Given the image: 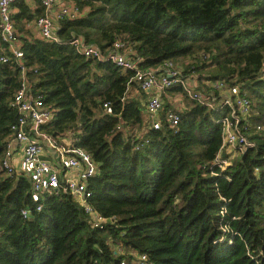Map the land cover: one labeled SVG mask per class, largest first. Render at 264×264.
I'll use <instances>...</instances> for the list:
<instances>
[{
  "label": "trees",
  "instance_id": "1",
  "mask_svg": "<svg viewBox=\"0 0 264 264\" xmlns=\"http://www.w3.org/2000/svg\"><path fill=\"white\" fill-rule=\"evenodd\" d=\"M71 1L80 16L60 23L61 44L34 37L24 23L35 24L43 6L33 14L18 1L11 17L25 64L36 70L32 91L56 109L40 131L59 139L73 132L74 144L99 165L90 202L118 222L93 228L60 191L24 218V208L34 209L30 182L0 169V264H120L135 255L149 264H264V135L214 176L204 167L220 150L222 129L206 107L192 102L178 112L176 132L166 123L149 128L141 102L127 94L133 72L86 59L70 45L82 38L106 50L129 41L142 68L188 60L186 72L201 83L239 85L254 123L264 126V0ZM5 46L0 42V165L21 117L11 107L21 68L14 58L1 61Z\"/></svg>",
  "mask_w": 264,
  "mask_h": 264
},
{
  "label": "built area",
  "instance_id": "2",
  "mask_svg": "<svg viewBox=\"0 0 264 264\" xmlns=\"http://www.w3.org/2000/svg\"><path fill=\"white\" fill-rule=\"evenodd\" d=\"M18 1L29 0H0V42L6 45L2 48L1 61L8 63L14 58L21 68L20 88L11 103V107L19 111L21 117L19 122L12 126V139L8 142L0 169L7 176L25 177L30 182V197L34 209L24 208V218L30 217L34 211L41 212L45 200L60 191L70 195L82 207L93 228L104 229L106 226L117 224L116 217L103 216L90 202L93 191L89 188V181L99 174V165L87 151L74 144V141H77L73 140V132H70L68 137L59 139L40 131L41 126L54 119L56 109L53 105L46 104L43 96L32 91L29 73L36 70L25 64L24 52L21 50L11 17L12 6ZM32 1L44 8V15L35 23L41 38L48 43L61 44L60 23L77 19L80 16L79 8L67 5L56 11L59 0ZM70 45L86 59L111 62L133 72L128 81L127 94L135 85L140 92L148 96L145 111L149 117V128L161 130L163 123H166L176 132L180 123L178 112L187 108L180 104L178 110H169L165 114L166 100H163V97L173 88L179 87L183 90L182 94L171 95L179 103L189 100L206 107L222 129L220 150L216 158L204 167L214 176H219L216 170L226 171L233 163L230 161L255 149L257 144L252 139L255 135H264V126L254 123L252 102L239 85H231L222 80L210 81L205 82L210 88L207 91L201 87L198 74L186 72L185 67L189 62L185 67L173 61H166L158 68H142L143 59L137 56L132 43L125 40H116L113 46L106 50L87 44L82 38L71 40ZM261 78L264 79V67ZM104 108L106 114L113 113L109 104H105ZM138 136L136 133V137ZM227 179L230 180L228 177ZM224 201L227 202L226 199ZM226 212L225 208L221 210L222 218ZM118 250L124 253L122 247ZM134 259L130 263L123 260L120 264H149L146 255H135Z\"/></svg>",
  "mask_w": 264,
  "mask_h": 264
},
{
  "label": "crops",
  "instance_id": "3",
  "mask_svg": "<svg viewBox=\"0 0 264 264\" xmlns=\"http://www.w3.org/2000/svg\"><path fill=\"white\" fill-rule=\"evenodd\" d=\"M25 6L31 11V13L35 14L40 8L41 6L39 4H36L34 1L29 0V1H24ZM67 5H73V2L71 0H59L58 5L56 6V11H58L61 7L67 6ZM12 13L13 15H17L19 13V8L18 7H14L12 6ZM25 25L27 28H30V30L33 32V36L34 37H40L39 36V30L38 28L35 26V24L30 23L29 25L26 24V21H24ZM201 87L204 89H209L208 86L205 84V82L201 83ZM134 98L136 100H139L141 102V105L143 106V108L145 109V103L147 101L148 96L145 95L144 93L140 92L137 88V86H132L131 87V91L129 93V98ZM166 100V104L167 106L171 105V108L169 110H178L180 107V104H182L183 106H185L186 108H188V105H186L183 102L179 103L177 100H175L174 97H171L170 94H167L163 97V100ZM166 108V107H165ZM182 112V111H181ZM145 115H146V120L147 123L149 124V117L146 114L145 111ZM50 159L52 160L53 158L50 157ZM17 163V162H16Z\"/></svg>",
  "mask_w": 264,
  "mask_h": 264
},
{
  "label": "rangeland",
  "instance_id": "4",
  "mask_svg": "<svg viewBox=\"0 0 264 264\" xmlns=\"http://www.w3.org/2000/svg\"><path fill=\"white\" fill-rule=\"evenodd\" d=\"M187 62H189V61H188V60H186V61H182V62L179 61V62H176V63L179 64V65H181V66H183V67H185V64H186ZM181 66H180V67H181ZM169 92H170V91H169ZM169 92H168V94H170ZM170 95H173V94H170ZM179 98H180V97H179ZM185 104L189 106V105L192 104V102H190L189 100H185ZM165 107H166V108L169 107V109H170V108H171V105H170V106H167L166 101H165L164 109H165ZM234 160H235V159H233V160L230 161V162L232 163Z\"/></svg>",
  "mask_w": 264,
  "mask_h": 264
},
{
  "label": "bare ground",
  "instance_id": "5",
  "mask_svg": "<svg viewBox=\"0 0 264 264\" xmlns=\"http://www.w3.org/2000/svg\"><path fill=\"white\" fill-rule=\"evenodd\" d=\"M214 121H215V118H214Z\"/></svg>",
  "mask_w": 264,
  "mask_h": 264
}]
</instances>
